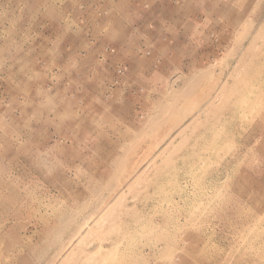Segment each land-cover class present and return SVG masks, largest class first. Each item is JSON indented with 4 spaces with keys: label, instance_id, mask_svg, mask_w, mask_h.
I'll return each mask as SVG.
<instances>
[{
    "label": "rangeland",
    "instance_id": "1",
    "mask_svg": "<svg viewBox=\"0 0 264 264\" xmlns=\"http://www.w3.org/2000/svg\"><path fill=\"white\" fill-rule=\"evenodd\" d=\"M263 21L264 0H0V264H264V75L247 106H206ZM196 73L183 120L167 107L143 134ZM154 152L131 189L119 172ZM77 203L99 209L55 256Z\"/></svg>",
    "mask_w": 264,
    "mask_h": 264
},
{
    "label": "bare ground",
    "instance_id": "2",
    "mask_svg": "<svg viewBox=\"0 0 264 264\" xmlns=\"http://www.w3.org/2000/svg\"><path fill=\"white\" fill-rule=\"evenodd\" d=\"M264 22V21H263ZM248 24V23H247ZM251 24V23H250ZM249 24V25H250ZM250 27V26H249ZM263 30V29H262ZM260 31H261V27H259L258 28V30L257 31H255V35L253 34V38L251 39V41L249 42V44L245 47L246 49H245V51H244V56L243 57H241L237 62H238V64L236 65V67H234L233 68V70L229 73V75L226 77V79L218 86V87H216L215 86V88H213V90H212V97H211V99L208 101V103H207V108H209V109H211V110H213L214 112H216V116H217V112L218 111H221V110H223V107L224 106H226V105H228V104H231L232 102H233V99H235L236 101V103L234 104V107H236V106H239L240 108H243V106H247L248 104H249V102H250V98H249V96L251 95V94H253L254 92L252 91L253 90V86H255L254 85V83H257V82H259V80L260 79H262V74L264 75V71H263V69L260 71V70H258V71H256V72H253V73H251L248 69L250 68V66H253L254 65V63H257L258 62V60H259V58H260V55L261 54H264V51H263V47H264V42H263V44H262V46L263 47H258V38H259V36H260ZM245 32H248V29L247 30H245L244 31V33L242 32L241 34H244V36L246 35V33ZM263 34V33H262ZM251 35V34H250ZM250 35H248V36H250ZM264 35V34H263ZM243 38V37H242ZM241 39V38H240ZM263 39H264V36H263ZM242 40V39H241ZM255 47H257V48H260V49H258V51H255L254 52V48ZM257 50V49H256ZM253 51V52H252ZM248 57H250V60H246V59H248ZM262 63V62H261ZM262 64H264V62L262 63ZM233 67V66H232ZM242 67H244V68H246V70H242L241 68ZM259 67V66H258ZM260 68V67H259ZM260 71V72H259ZM197 74V75H196ZM196 74H194V77L192 78V79H190L189 81H186V84L184 83V85H183V87H180V89H179V91H177V92H174L173 94H172V96H171V99H172V101L171 102H169V103H167V104H165V105H162L163 106V110L159 113L158 112V114H156L154 117H152L151 119H152V121L151 122H149V125L147 126V128L146 127H144L143 129H141V132L143 133V134H145V131L146 130H148L149 128H153V127H156L157 126V123H160L162 120H163V118H164V114L166 113V111H168V109H166L167 107H169V108H171V112L172 111H174V112H176L177 114L173 117L174 118V121H175V124L176 125H178L182 120H183V118L185 117V115H186V112H188V110L186 111V109H184V110H178V109H176L175 107H176V104H177V102H178V100L179 99H183L187 94H190L194 89L196 90V87L202 82V81H204V82H206L205 80H204V76L201 74V73H196ZM220 76H218V78H219ZM206 79V78H205ZM185 82V81H184ZM215 83V82H214ZM205 84V83H204ZM209 84V83H208ZM212 83H210V85H211ZM206 85V84H205ZM214 85V84H213ZM215 85H216V83H215ZM207 87V86H206ZM257 88V87H256ZM51 95V94H50ZM202 95V94H201ZM200 95V96H201ZM183 97V98H182ZM251 97V96H250ZM187 98H188V96H187ZM186 99V98H185ZM193 98L192 99H189V102L190 103H192L193 101ZM198 100V99H197ZM194 102H195V100H194ZM196 103V102H195ZM234 103V102H233ZM232 103V104H233ZM193 106V105H192ZM205 106V107H206ZM238 107V108H239ZM191 108V107H190ZM192 109V108H191ZM190 110V109H189ZM208 110V109H207ZM227 110H228V108H227ZM239 110V109H238ZM192 111V110H191ZM233 111V110H232ZM234 114H236V116H237V113H239L238 111H237V108H235L234 109V112H233ZM200 114L201 113H198V115L196 114L195 116L196 117H194L193 118V120L191 121V122H193V123H195L194 121H196L199 117H200ZM213 114H215V113H213ZM220 116V115H219ZM232 116H234V115H232ZM221 117V116H220ZM211 118H213V117H211ZM206 119V118H205ZM218 119V118H217ZM231 119V118H230ZM233 119V118H232ZM207 120V119H206ZM219 120H222V119H219ZM190 121V120H189ZM204 121V120H203ZM217 122H218V120H217ZM185 125H187V124H185ZM173 126V125H172ZM171 127V126H170ZM187 127V126H186ZM183 129V127L180 129V131L178 132V134H177V136H179L180 134H182V132H184V131H182L181 132V130ZM185 130V129H184ZM168 133V132H167ZM177 133V132H176ZM166 134V133H165ZM168 136V135H167ZM134 139L137 137L136 135H133L132 136ZM165 138H167V137H163L161 140H163V139H165ZM174 138V137H173ZM170 140V139H169ZM168 140V143L170 142V141H172V139L169 141ZM197 140V139H196ZM178 141V140H177ZM195 141V140H194ZM167 143V144H168ZM170 144V143H169ZM168 144V145H169ZM184 144H185V142H184ZM167 145V146H168ZM175 145V144H174ZM157 146V145H156ZM173 147V146H172ZM175 147V146H174ZM167 149V148H166ZM176 149V148H175ZM118 151V150H117ZM126 151V150H125ZM153 151V150H152ZM123 152V151H122ZM169 152H170V150H169ZM120 153V152H119ZM174 153V152H173ZM161 155V153L160 154H156L155 152L154 153H150V154H148V159L145 161V162H143V163H145L144 165H143V163L142 162H138V163H136L135 164V166H133V168H132V170H126L127 172H125L124 170H121V172H119L120 174L123 172V173H128V176H129V179H128V181H131V184H130V187H131V189H132V186H133V189H135V187H136V185H135V187H134V184H137V185H139V183L140 182H142V181H144L145 179H146V177H147V175L151 172V169L153 168V166H155V165H157V166H159L158 164H156V162H157V158L159 157ZM167 156V155H166ZM126 154H122L116 161H113L112 162V165H113V167H114V169H115V174H117V169L118 168H120V166H124V163L126 164ZM161 158H162V156H161ZM142 161V160H141ZM165 162V161H164ZM164 162H163V164H164ZM135 163V162H134ZM161 163V162H160ZM166 164H168V162H165V165ZM156 166V167H157ZM161 166V165H160ZM158 168V167H157ZM114 169L112 170V172L114 171ZM121 169V168H120ZM119 169V170H120ZM122 169H124V168H122ZM159 169V168H158ZM161 169V168H160ZM163 169V168H162ZM110 170V169H109ZM153 171V170H152ZM160 171V170H159ZM118 173V174H119ZM160 173H161V171H160ZM112 174V173H111ZM107 175V174H106ZM113 176H114V174H112ZM158 175H159V172H158ZM103 176H104V174H103ZM113 176H110V179L109 180H111V177H113ZM116 177V176H115ZM114 177V178H115ZM118 177V176H117ZM101 178H103V177H101ZM107 178V177H106ZM148 178H150V177H148ZM152 178V177H151ZM156 178V177H155ZM158 178V177H157ZM113 179V178H112ZM103 180V179H102ZM105 180V179H104ZM156 180V179H155ZM108 181V180H107ZM146 181V180H145ZM144 181V184L146 183V184H148L147 182L148 181H146L145 182ZM150 183H151V181H149ZM149 183V184H150ZM149 184H148V186H149ZM152 184V183H151ZM154 184V183H153ZM107 185V184H106ZM160 185V184H159ZM145 188H146V186H144ZM97 188V187H96ZM136 189H139V188H136ZM149 189V188H148ZM141 190H142V188H141ZM140 190V191H141ZM136 191V190H135ZM99 192V191H98ZM87 193V192H86ZM103 193V192H102ZM101 193V194H102ZM143 193V192H142ZM141 196H142V194H141ZM88 199V198H87ZM86 199V200H87ZM101 199V198H100ZM99 199V200H100ZM103 199V198H102ZM97 200V199H96ZM88 201V200H87ZM105 201V200H104ZM86 202V201H85ZM96 202V201H95ZM102 204H104L105 203V205H107V206H109L108 204L110 203V206H111V208H110V206H109V209H110V215H111V212H113V210H114V208L112 209V207H114V206H112L113 205V203L115 204V202H109L108 200L107 201H105V202H103V201H100ZM106 202H108V203H106ZM83 203V202H82ZM82 203H79V205H78V203L77 204H75L74 206H72L69 210H67V213H65L64 214V217H62L60 220H59V222H58V224L56 225V227L51 231V233H50V235H48L46 238H44V240H43V244H42V246H47V247H50V246H52V245H54L55 244V246H56V249L54 250V253H53V255L55 254V256H57L58 254H60V255H62L65 251H67V248H69V247H71L72 245H73V243L78 239V237L80 236H82V235H84L82 232H83V229H82V227H83V225L92 217L93 218V216H91V215H93L92 213H93V210H96V209H99V208H95V207H97V206H95L94 207V209L92 210V212L90 211V212H88V216L85 214V216L84 215H82V211H83V208H82V206H85L86 207V205L85 204H82ZM90 203H92V202H90ZM87 204V203H86ZM101 204V205H102ZM112 204V205H111ZM96 205V204H95ZM97 205L99 206L100 204H98L97 203ZM89 206H91V205H89ZM104 206V205H103ZM127 206V205H126ZM132 206H134V205H132ZM93 207V206H92ZM100 207V206H99ZM102 207V206H101ZM87 208V207H86ZM102 208H104V207H102ZM101 208V209H102ZM108 208V207H107ZM126 208V207H125ZM85 209V208H84ZM100 209V210H101ZM105 209L106 208H104V212H105ZM136 209V208H135ZM131 210H133V211H127V212H135L134 211V209H133V207H132V209ZM106 211H107V209H106ZM115 211V210H114ZM137 211V210H136ZM98 211H95L94 213H97ZM103 213V212H102ZM115 213V212H114ZM114 213H112L113 214V217H114ZM136 213V212H135ZM125 214V213H124ZM124 214H122L123 216H124ZM133 214V215H132ZM130 216H134V213H132ZM66 215V216H65ZM136 215V214H135ZM89 216H90V218H89ZM112 216V215H111ZM119 216V214L117 215V217ZM127 216L129 217V215L127 214ZM102 217V216H101ZM99 217H97V219H98ZM119 219H120V217H118ZM122 218V217H121ZM124 218H125V216H124ZM130 218V217H129ZM132 218V217H131ZM101 219V218H100ZM114 220H115V218H113ZM123 219V218H122ZM121 219V220H122ZM127 219V218H126ZM123 220H125V219H123ZM122 220V221H123ZM91 221H93V219H91ZM99 221V220H98ZM98 221H96L95 220V223H98ZM112 221V220H111ZM89 222V221H88ZM86 224H88V223H86ZM92 224V223H91ZM116 224V223H115ZM119 225H121V224H119ZM114 226V225H113ZM118 228H116V230H117ZM89 230V229H88ZM114 230V229H113ZM119 230V229H118ZM117 230V231H118ZM117 231H115L116 233H117V235H118V232ZM120 231V230H119ZM86 232V231H85ZM88 232V231H87ZM111 232H113V231H111ZM114 232V233H115ZM88 234V233H87ZM86 235V234H85ZM113 235H115V234H113ZM114 237V236H113ZM82 238V237H81ZM80 239V238H79ZM79 239L76 241V243L77 242H79ZM82 244V243H81ZM80 244V245H81ZM74 247H75V245H74ZM73 247V248H74ZM101 248V247H100ZM36 249V248H35ZM76 251L78 250L77 248L75 249ZM75 250H73V253H75L74 251ZM98 251H100L99 249H97ZM102 250V249H101ZM81 251V250H80ZM69 252V253H68ZM67 253H64L65 254V256H63V257H65V258H63V260L61 261V263L60 264H62V262H63V264L65 263V259H66V263L70 260V259H67V257L69 258V257H71V256H74V254L72 255V251H68ZM51 253H52V251H51ZM77 253V252H76ZM91 254V253H90ZM96 254V253H95ZM52 255V254H51ZM80 255V254H79ZM100 255V254H99ZM54 256V257H55ZM85 256V255H84ZM104 256V255H103ZM108 256V255H107ZM77 257V256H76ZM89 257V256H88ZM72 258V257H71ZM80 258V257H79ZM110 258V257H109ZM107 259V258H106ZM90 260H91V258H90ZM113 260V259H112ZM60 261V260H59ZM106 261V260H105ZM104 261V262H105ZM48 262V261H47ZM114 264H116V263H114ZM117 264H119V263H117Z\"/></svg>",
    "mask_w": 264,
    "mask_h": 264
},
{
    "label": "crops",
    "instance_id": "3",
    "mask_svg": "<svg viewBox=\"0 0 264 264\" xmlns=\"http://www.w3.org/2000/svg\"><path fill=\"white\" fill-rule=\"evenodd\" d=\"M163 7H164V5L158 3V6L156 7V11H160ZM152 21H155V23L158 22V20H152ZM144 35L149 36L147 33H145Z\"/></svg>",
    "mask_w": 264,
    "mask_h": 264
}]
</instances>
